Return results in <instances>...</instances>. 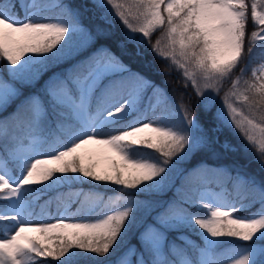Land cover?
I'll use <instances>...</instances> for the list:
<instances>
[{"label":"snow or ice","instance_id":"snow-or-ice-1","mask_svg":"<svg viewBox=\"0 0 264 264\" xmlns=\"http://www.w3.org/2000/svg\"><path fill=\"white\" fill-rule=\"evenodd\" d=\"M258 42L264 0H0V264H264ZM226 131L259 175L219 163L239 151Z\"/></svg>","mask_w":264,"mask_h":264},{"label":"trees","instance_id":"trees-1","mask_svg":"<svg viewBox=\"0 0 264 264\" xmlns=\"http://www.w3.org/2000/svg\"><path fill=\"white\" fill-rule=\"evenodd\" d=\"M80 0H73L72 3H79ZM248 2L250 3L251 0H248ZM118 20H115L114 23L116 24V30L117 32L122 31L121 26L119 25L120 23H117ZM257 30L256 28H254L251 24V21L249 23L248 26V33L250 34L251 31ZM162 33L161 29H158L151 37V42L154 43L155 40L160 37ZM260 43H264V42H258V47ZM246 47H247V41H246ZM145 51L147 53V59L149 61H152L153 63V71L149 72V76L154 79L158 84H160L162 87H166L169 95H172L174 98H177L181 92H183L182 90H184L181 86V82L178 80V76L176 75L175 71H172L171 75H164L163 72H159L157 73L156 70H161V69H166V64L168 63V61H165L163 59H159L157 57H155L153 55V53L151 52V49L145 45ZM260 59L259 54H257V56L253 59L251 67L257 63V61ZM243 66V65H241ZM59 70V69H56ZM133 70H141L143 71V69L141 68V66L139 64H134L133 65ZM0 71H5L4 69V65L0 64ZM239 68H237V70L234 72V76L239 75ZM45 79L47 78V76L44 77ZM245 79L250 78V72L245 74ZM164 81H168V84L165 85L163 82ZM43 83V80H41L39 83H37L35 85V87H24L22 90L24 91L25 95H27L30 92H34L39 90V88L41 87V84ZM231 84V81H225L224 85H223V90L225 88H227L229 85ZM173 89H178V91H173ZM189 89V88H188ZM222 90V91H223ZM187 94L192 95L193 100H195V94L193 93V91H189L187 90ZM14 107V106H13ZM12 111V108L9 109V112ZM225 135L233 142V144L238 145L239 146V151L236 154H232L229 155L228 157L222 159L221 161H219V163H231L233 161H238L241 164H247L248 166V171L252 174L255 175H259L260 173V167L258 164L255 163L252 155L250 152H245L244 148L246 147V145L242 142L241 139H239V137L232 133L231 131H226ZM86 163H88L89 161H85ZM92 163H94V161H91ZM75 187H80L83 188L84 190H89L91 188H94L97 192L103 193L105 194V196L108 195H113L114 192L116 191V186H111V187H106V186H101V185H93L92 183H83L80 185H76ZM170 194V192H168ZM163 195V194H162ZM139 199H144V196H139ZM4 202L0 201V206L3 204ZM190 236L197 241L200 245L202 243V240L200 239V237L198 236L197 233H191ZM132 243H136L135 239L133 238Z\"/></svg>","mask_w":264,"mask_h":264},{"label":"rangeland","instance_id":"rangeland-1","mask_svg":"<svg viewBox=\"0 0 264 264\" xmlns=\"http://www.w3.org/2000/svg\"><path fill=\"white\" fill-rule=\"evenodd\" d=\"M69 2H71L72 3V0H68ZM117 23H120L119 21L117 22ZM120 25V24H119ZM121 26V25H120ZM259 64V63H258ZM257 64V65H258ZM256 65V66H257ZM178 74V76H179V73H177ZM181 82V81H180ZM189 88V89H188ZM187 88V90H189V91H193L192 90V88H191V86H189ZM230 88V87H229ZM228 90V89H227ZM226 90V91H227ZM182 91H184V90H182ZM224 94V93H223ZM223 94H222V92H220L219 93V96L217 97V102L219 103V100H220V98L223 96ZM243 142V141H242ZM92 160H95L96 161V170L98 171V172H103V171H105V170H108L109 169V161L107 160V159H104L103 157H101V156H96V155H94L93 156V159ZM164 198V197H163ZM155 199H160V200H163L162 199V197H159V195L158 196H156L155 197ZM54 210V209H53ZM190 210H193V211H195V209H190ZM200 215H204V213H203V211H201L200 212ZM3 223V222H2ZM189 239H191V238H189ZM233 243H236V242H233ZM203 246V245H202ZM225 249H227L228 247H230V245H225V246H223Z\"/></svg>","mask_w":264,"mask_h":264}]
</instances>
